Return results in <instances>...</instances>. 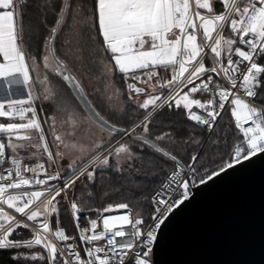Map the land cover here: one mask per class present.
I'll list each match as a JSON object with an SVG mask.
<instances>
[{"label":"snow or ice","instance_id":"1","mask_svg":"<svg viewBox=\"0 0 264 264\" xmlns=\"http://www.w3.org/2000/svg\"><path fill=\"white\" fill-rule=\"evenodd\" d=\"M24 7L23 0H0V80L26 93L0 98V250H13L17 264H153L157 232L190 198L198 171L202 185L264 154V107L254 103L264 90V0H44L30 29L34 51ZM109 63L124 77L127 103L106 95V118L90 97L108 92ZM40 102L50 106L47 115ZM165 108L209 133L230 110L239 138L228 158L210 173L197 169L198 155L176 149L183 140L203 150L207 140L193 132L182 137L174 123L157 131L156 115ZM58 114L73 128L69 138L89 115L103 131L89 145L69 144L57 131ZM66 148L81 155L69 159ZM143 148L172 162L151 198L152 227L144 230L143 216L127 202L91 209L97 218L85 216L82 226L80 204L93 193L76 195L81 178L94 182L101 166L123 175L143 160ZM62 202L75 235L61 226ZM117 210L125 211L104 215Z\"/></svg>","mask_w":264,"mask_h":264},{"label":"water","instance_id":"2","mask_svg":"<svg viewBox=\"0 0 264 264\" xmlns=\"http://www.w3.org/2000/svg\"><path fill=\"white\" fill-rule=\"evenodd\" d=\"M151 259L153 264H264V154L196 184L161 225Z\"/></svg>","mask_w":264,"mask_h":264},{"label":"trees","instance_id":"3","mask_svg":"<svg viewBox=\"0 0 264 264\" xmlns=\"http://www.w3.org/2000/svg\"><path fill=\"white\" fill-rule=\"evenodd\" d=\"M21 2L22 0H17L18 5ZM23 2L25 3V7L22 10L18 8V10L22 11L25 38L30 40V50L34 51L36 42L35 39L31 38L30 29L34 28L39 19V4L44 2V0H23ZM51 19L52 17L49 16L50 21ZM98 40H102V37H99ZM97 46L99 47L100 45L98 44ZM160 70L162 69L160 68L159 71ZM104 71L109 77L106 82L108 85V92L101 93L99 96L92 94L90 98L97 106V110L107 118L108 110L105 106L106 101L104 99L106 95H112L113 102L118 100L121 104H126L127 100L125 96L120 95L124 90V77L118 71L113 70L110 63L106 64ZM137 73H139V71H137ZM97 87H100L99 83ZM255 102L264 105V90L261 91V94L258 95ZM41 108L45 115L50 112V106L48 104L42 102L38 103L37 109L41 111ZM113 119H115V117H113ZM169 123H174L177 127L185 130L182 132V137L186 136L188 132H193L197 134V139L204 138L207 140L203 150L192 144H185L183 140L179 142L176 150L180 151L182 154L185 150H188L189 156L198 155L199 160L195 164V167L197 169L206 167L209 173L211 170L217 169L222 160L228 158V151L231 144L239 138L238 130L235 127L234 118L231 116L230 110H226L222 114L216 127L207 137L206 130L188 121L182 111H174L165 108L156 115L155 124L157 126V131L167 130ZM161 144L166 148L173 147V145L163 142H161ZM141 155L143 156V160L136 162L131 170L125 168L123 175L112 169L106 170L100 167L96 171L94 182L88 181L86 178H81L76 186V195H79L82 190L91 191L93 193L92 199L86 198L81 202L80 207L83 209L81 213L93 217L97 215V213L90 211L91 209L102 210L108 205L114 206L122 202H127L135 213L148 214L150 211L149 197L165 177L164 173L171 170L172 162L150 148H143ZM203 175V171H198L195 179L199 181ZM68 195L72 197L73 193L69 192ZM67 207L68 205L62 202L60 220L61 226L69 231L72 220L70 214L66 212ZM14 254L13 250H0V264H17V262L12 259Z\"/></svg>","mask_w":264,"mask_h":264},{"label":"rangeland","instance_id":"4","mask_svg":"<svg viewBox=\"0 0 264 264\" xmlns=\"http://www.w3.org/2000/svg\"><path fill=\"white\" fill-rule=\"evenodd\" d=\"M159 69L160 68H158L156 70L159 71ZM139 74H140V72L137 73V75H139ZM117 97H119V96H117ZM38 111H40V110H38ZM63 119H64L63 114L57 115V121H58L57 131L62 136H65V139H66V141H68L69 144L78 142V143L83 144V145H89L94 140L98 139L101 132L103 131L100 128V126L96 125L88 117H84L80 121L79 125L75 127L74 136L69 138L65 135V133L68 131H73V128L70 124H61L60 121H62ZM104 134L106 135L107 132L104 131ZM48 138L50 140L51 136H49ZM64 151L66 152L69 159H76L77 157H79L81 155V153L77 149L66 148V149H64ZM121 162H123V161H121ZM101 167H103V166H101Z\"/></svg>","mask_w":264,"mask_h":264},{"label":"built area","instance_id":"5","mask_svg":"<svg viewBox=\"0 0 264 264\" xmlns=\"http://www.w3.org/2000/svg\"><path fill=\"white\" fill-rule=\"evenodd\" d=\"M260 62L261 63H264V57H262V58H260ZM254 103H255V105L258 107V108H261V107H264V105H261V104H258V103H256L255 101H254ZM197 111H199V110H197ZM188 120V119H187ZM218 120H219V118H218ZM189 121V120H188ZM191 123H193V124H195L196 125V123L195 122H192V121H190ZM218 122V121H217ZM251 122H249V124H250ZM246 126H248V125H246ZM206 130V129H205ZM210 133L206 130V137L209 135ZM117 139H119V136H117ZM165 179V177L162 179V180H164ZM161 183V182H160ZM199 183V181H197L196 179H195V181H194V185L191 187V189H190V191H191V193H192V189H193V187L196 185V184H198ZM159 187H160V184L153 190V192L151 193V195H150V197H149V204H150V211H149V213L148 214H144V213H141L140 215H142L143 216V218H144V220H145V224H144V230H147L148 228H150V227H152V225H153V221L150 219V214H151V211H152V200H151V198H152V196L156 193V191H158L159 190ZM130 210H131V212L133 213V214H136L131 208H130ZM124 211L125 210H117V211H113V212H110V213H104V215H119V214H124ZM78 215L80 216V222H81V224H82V226H87L86 225V223H85V220H84V217L85 216H88L90 219H96L97 218V215H95V216H93V217H90L89 215H87V214H83V213H78ZM70 216H71V220H72V224H71V226H70V228H69V231H68V233L69 234H71V235H75L76 234V230H75V227H74V223H73V219H72V215L70 214ZM102 220H100V221H98V231H100V230H102Z\"/></svg>","mask_w":264,"mask_h":264},{"label":"crops","instance_id":"6","mask_svg":"<svg viewBox=\"0 0 264 264\" xmlns=\"http://www.w3.org/2000/svg\"><path fill=\"white\" fill-rule=\"evenodd\" d=\"M217 8H220V5L217 4ZM178 34V33H176ZM174 38L173 34H169V39ZM160 74L162 77L167 78L170 74L167 72V70L161 68ZM7 84V81L0 80V98L5 96H11V98H26V93L23 92L22 86L21 87H13L10 90L4 87V85ZM88 117V116H87ZM108 134V133H107ZM107 134L105 136H107Z\"/></svg>","mask_w":264,"mask_h":264}]
</instances>
